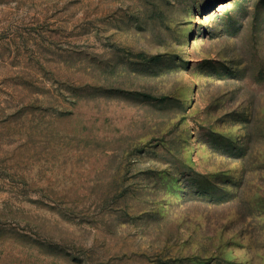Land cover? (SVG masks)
I'll return each mask as SVG.
<instances>
[{
  "label": "rangeland",
  "instance_id": "rangeland-1",
  "mask_svg": "<svg viewBox=\"0 0 264 264\" xmlns=\"http://www.w3.org/2000/svg\"><path fill=\"white\" fill-rule=\"evenodd\" d=\"M0 264H264V0H0Z\"/></svg>",
  "mask_w": 264,
  "mask_h": 264
}]
</instances>
